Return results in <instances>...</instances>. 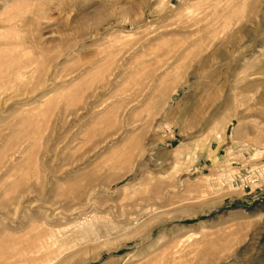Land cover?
<instances>
[{
  "label": "rangeland",
  "instance_id": "1",
  "mask_svg": "<svg viewBox=\"0 0 264 264\" xmlns=\"http://www.w3.org/2000/svg\"><path fill=\"white\" fill-rule=\"evenodd\" d=\"M262 98L264 0H0V264H264Z\"/></svg>",
  "mask_w": 264,
  "mask_h": 264
},
{
  "label": "bare ground",
  "instance_id": "2",
  "mask_svg": "<svg viewBox=\"0 0 264 264\" xmlns=\"http://www.w3.org/2000/svg\"><path fill=\"white\" fill-rule=\"evenodd\" d=\"M261 105H264V98H262V103H261ZM11 203L14 205V204H19V201H18V199H16V198H14L12 201H11ZM18 208H16V210H17Z\"/></svg>",
  "mask_w": 264,
  "mask_h": 264
}]
</instances>
